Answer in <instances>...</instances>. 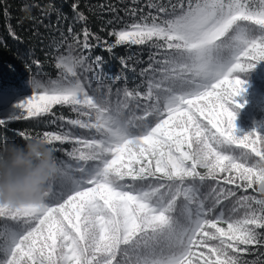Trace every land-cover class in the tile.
Listing matches in <instances>:
<instances>
[{
  "label": "snow or ice",
  "instance_id": "1",
  "mask_svg": "<svg viewBox=\"0 0 264 264\" xmlns=\"http://www.w3.org/2000/svg\"><path fill=\"white\" fill-rule=\"evenodd\" d=\"M147 7L156 14L130 7L136 22L113 28L108 41L72 3L85 26L54 58L57 78L34 77L33 94L8 119L66 106L76 118L57 119L68 130L17 135L42 138L54 152L57 143L73 148L69 161L57 160L39 200L0 204V264H264L245 258L264 248V197L256 191L264 183V134L236 135L228 107L242 106L233 98L245 81L233 74L264 60V0H149ZM131 45L157 49L141 82L95 83L101 57L86 52Z\"/></svg>",
  "mask_w": 264,
  "mask_h": 264
},
{
  "label": "trees",
  "instance_id": "2",
  "mask_svg": "<svg viewBox=\"0 0 264 264\" xmlns=\"http://www.w3.org/2000/svg\"><path fill=\"white\" fill-rule=\"evenodd\" d=\"M74 2L87 15V27L91 32L108 41L115 39L107 34L113 28L119 29L136 22L128 12L130 7L142 9L145 15L149 11L156 14L155 9L147 7L149 0H135V3L133 0H0V119L8 123L7 126L0 127V138L6 137L22 144L25 140L17 132L35 136L43 131H60L62 124L63 130H68L70 126L57 118H76V114L68 107L54 106V115L18 121L8 119L18 111V103L33 94L34 77L44 82L57 78L58 70L54 66V58L64 51L63 45L71 42L73 36L81 33L85 26L78 21L71 8ZM154 2L169 6L177 3V0ZM113 8L117 10L115 13L111 10ZM69 27L72 28V34H69ZM10 28L19 39H13L9 34ZM91 43L95 44L96 41L92 40ZM156 53L157 49L152 45L119 46L112 53L97 46L90 53L86 52L92 60L101 57L94 76L95 83L108 84L111 82L109 78L120 77L117 86L122 87L126 80L129 88L141 82L140 70L147 67L149 57ZM122 61H128V65L125 66ZM133 67L135 71L132 70ZM233 75L245 81L243 91L233 98L242 106L237 107L231 103L228 105L235 112V134L242 136L253 130L264 134V60L256 62L252 69ZM141 91L144 89L141 88ZM73 131L82 137H89L87 130L77 128ZM55 147L58 149L55 152L57 160L69 161L66 153L72 150L73 145L57 143ZM214 183L207 182L203 191L208 192ZM221 186L233 188L237 195H256L252 189L244 192L235 185H226L223 182ZM232 202L229 199L224 203L226 212L231 208ZM2 224L3 221L0 220V225ZM262 253L264 248L245 258L251 261L259 257L260 261H264Z\"/></svg>",
  "mask_w": 264,
  "mask_h": 264
},
{
  "label": "clouds",
  "instance_id": "3",
  "mask_svg": "<svg viewBox=\"0 0 264 264\" xmlns=\"http://www.w3.org/2000/svg\"><path fill=\"white\" fill-rule=\"evenodd\" d=\"M57 168L55 152L44 139L32 138L21 144L0 138V204L39 200ZM256 191L264 197V183L258 184Z\"/></svg>",
  "mask_w": 264,
  "mask_h": 264
}]
</instances>
